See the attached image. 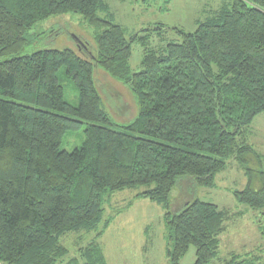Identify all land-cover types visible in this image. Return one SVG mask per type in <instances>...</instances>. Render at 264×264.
Returning a JSON list of instances; mask_svg holds the SVG:
<instances>
[{
	"label": "trees",
	"instance_id": "1",
	"mask_svg": "<svg viewBox=\"0 0 264 264\" xmlns=\"http://www.w3.org/2000/svg\"><path fill=\"white\" fill-rule=\"evenodd\" d=\"M101 2L0 0V264H104L94 239L69 261L62 240L98 236L109 225L105 202L136 188L163 211L169 264H179L190 247L194 264H212L234 217L247 215L264 242V158L247 139L264 115V0H227L191 33L142 31L180 38L157 50L148 48L151 35L127 40L99 18ZM67 14L99 31L91 51L30 53L33 26ZM136 41L144 52L133 72ZM61 69L77 89L76 107L64 100ZM96 71L131 92L130 123L119 126L102 110ZM83 127L80 148L61 151L64 137ZM230 160L246 178L232 193L242 207L234 213L196 198L214 188ZM232 254L221 264H243Z\"/></svg>",
	"mask_w": 264,
	"mask_h": 264
},
{
	"label": "rangeland",
	"instance_id": "2",
	"mask_svg": "<svg viewBox=\"0 0 264 264\" xmlns=\"http://www.w3.org/2000/svg\"><path fill=\"white\" fill-rule=\"evenodd\" d=\"M227 5V0H102L97 15L119 26L127 40L138 35H151L148 38V48L157 50L164 45L163 43L165 45L171 43L169 41L176 43L180 41V38L173 31L151 30L153 32L149 34L142 31L162 26L177 29L183 33H191L199 24ZM97 32L99 31L88 26L87 22L78 15L67 14L47 19L37 23L29 31L28 34L36 38L34 44L30 46V53L63 48H83L81 51L85 52V46L91 51ZM158 37H161L162 41ZM143 52L144 47L139 41L131 44L130 67L133 72L139 71ZM63 70L61 69L58 74V80L63 87L64 100L76 107L78 106L77 89L64 78ZM95 79L102 110L119 126L130 123L135 115L136 105L128 88L105 77L102 72L96 71ZM256 119H260L259 123L262 125L259 128L258 122H253V129L259 134H264V115ZM84 128L75 133H68L61 143L60 150L70 153L80 148ZM261 149L264 151V145ZM228 163L234 162L230 160ZM236 176L233 169L223 174L226 181L222 182L225 184H218L220 191L228 188V183L236 179ZM176 189L172 191L171 196L173 195V201L178 200L174 203L177 205L181 196ZM144 190L145 188H136L113 193L104 204L103 221L108 220L109 225L102 229V233L98 236L96 232L88 235H83L82 232L67 235L61 243L69 250L67 261L77 258L80 255V249H85L94 239L100 247L104 264H169L165 257L163 211L156 203L137 197ZM209 191L199 190L196 198L211 202V197L207 195ZM171 196L170 200H172ZM219 199L221 208L231 210L237 206L231 196L228 198L220 194ZM255 228L247 216L231 221L226 226V233L220 240L221 244L212 264H221L223 260L230 258L234 250L235 253L232 255L236 254L238 259L244 261L243 264H248L245 260L264 264V242ZM195 260V249L190 247L179 264H194Z\"/></svg>",
	"mask_w": 264,
	"mask_h": 264
},
{
	"label": "crops",
	"instance_id": "3",
	"mask_svg": "<svg viewBox=\"0 0 264 264\" xmlns=\"http://www.w3.org/2000/svg\"><path fill=\"white\" fill-rule=\"evenodd\" d=\"M257 117H259V116H257ZM256 118L253 120V122H258V125H259V128H260L262 123H259L260 119H256ZM253 122H252V124H253ZM252 124L250 126L251 133L250 134L248 133V136H247L248 143L256 151L257 154H259L260 156H262L264 158V151L261 149V146L263 148V145H264V134H259L258 131L254 130L253 127H252ZM231 169H233L236 172V175H237L236 179H234L233 181H230L228 183V188H225L223 191H220L218 184L219 183L225 184V183H222L223 181H226V178L223 177V174L227 173ZM245 184H246V178H245L244 173L241 170V168L235 162L234 163H228L227 169H225L223 172H221V173H219V174H217L215 176L214 188L206 189V190H210L207 193V195H209L211 197V199H212V201L210 203L215 204L219 209L228 210L226 208H221L219 206V204H221L220 203L221 200L219 199V195L222 194L223 196H226L228 198H229V196H231L233 198V196H232L233 191L242 190L245 187ZM241 210H242V207L237 205L234 208H232L230 211H232V213H234L233 211L239 212ZM244 216H247V215H243L241 217H234L232 220L228 221L225 224V226H227L231 221L234 222V221H236L238 219L240 220ZM247 218L249 219L248 216H247ZM225 233H226V231L224 233H222L218 237L219 246L221 244L220 240H221V238H223V236H224L223 234H225ZM231 253H235V250L233 252H231Z\"/></svg>",
	"mask_w": 264,
	"mask_h": 264
}]
</instances>
